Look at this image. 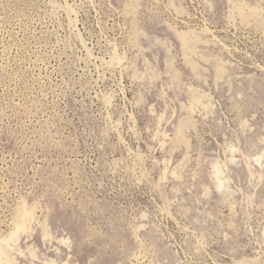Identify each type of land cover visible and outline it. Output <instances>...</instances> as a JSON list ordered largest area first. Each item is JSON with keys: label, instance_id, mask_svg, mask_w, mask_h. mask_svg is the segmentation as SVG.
I'll list each match as a JSON object with an SVG mask.
<instances>
[{"label": "rangeland", "instance_id": "1", "mask_svg": "<svg viewBox=\"0 0 264 264\" xmlns=\"http://www.w3.org/2000/svg\"><path fill=\"white\" fill-rule=\"evenodd\" d=\"M0 250L264 264V0H0Z\"/></svg>", "mask_w": 264, "mask_h": 264}, {"label": "bare ground", "instance_id": "2", "mask_svg": "<svg viewBox=\"0 0 264 264\" xmlns=\"http://www.w3.org/2000/svg\"><path fill=\"white\" fill-rule=\"evenodd\" d=\"M4 255V251L2 252L1 250H0V260H2V256ZM7 262H8V260H7Z\"/></svg>", "mask_w": 264, "mask_h": 264}]
</instances>
